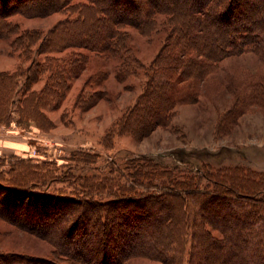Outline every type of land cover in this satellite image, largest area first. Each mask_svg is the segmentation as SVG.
Returning a JSON list of instances; mask_svg holds the SVG:
<instances>
[{
  "label": "trees",
  "instance_id": "obj_1",
  "mask_svg": "<svg viewBox=\"0 0 264 264\" xmlns=\"http://www.w3.org/2000/svg\"><path fill=\"white\" fill-rule=\"evenodd\" d=\"M58 12L67 18L45 34L10 21ZM127 28L142 35L165 30L148 66L132 55ZM9 36L13 53L29 66L0 71V123L18 118L51 127L45 114L62 106L93 55L118 60L119 83L144 71L143 89L116 127L141 139L168 126L177 105L198 102L205 81L228 57L251 53L264 68V0H1L0 40ZM255 75L231 92L235 114L257 103L264 107V77ZM108 76L100 70L91 78L102 86ZM85 88L75 99L82 111L106 96ZM184 158L171 173L151 158H129L135 163L127 181L118 172L113 179L71 177L69 193L51 189L53 180L35 168L19 167L10 183L0 182V192L49 204L14 205L6 221L49 243L53 258L0 254V264H264L261 172L258 180L247 173L244 180L227 172L215 177Z\"/></svg>",
  "mask_w": 264,
  "mask_h": 264
},
{
  "label": "rangeland",
  "instance_id": "obj_2",
  "mask_svg": "<svg viewBox=\"0 0 264 264\" xmlns=\"http://www.w3.org/2000/svg\"><path fill=\"white\" fill-rule=\"evenodd\" d=\"M65 18L66 13L58 12L41 18L15 15L10 21L17 23L21 30L38 29L45 34ZM127 32L132 55L148 66L165 40V30L148 35L133 28H127ZM13 38L0 40V71L11 72L16 64L23 70L29 66L27 59L13 53L10 46ZM117 66L116 59L90 55L87 68L73 81L62 106L45 114L51 120V127L41 128L32 121L18 118L0 123V182L10 183L13 172L20 171L19 167L35 168L44 179L53 180L51 189L58 187L69 193L71 177L96 179L109 176L113 179L118 172L127 181L130 179L129 165L135 163L128 164L127 160L136 158L140 163L141 156L165 166L169 173L179 163V158L185 157L198 168L213 170L215 177L227 172L244 180L247 173V178L251 176L258 180L262 177L264 180V107L257 103L248 106L243 113L235 114L237 108L231 94L242 78L245 81L255 74L264 77L262 62L256 55L247 53L223 60L205 81L198 102L177 105L168 126L155 128L141 139L120 134L116 127L141 93L146 77L143 70H138L119 83L114 76ZM100 70L107 71L109 76L99 87L94 85L91 77ZM85 85V91L90 94L100 89L106 96L82 111L75 105V99ZM17 100L18 95L11 101L13 117L18 116ZM256 172H261V177ZM5 193L0 192V254L7 258L10 255L53 258L49 243L6 221L8 210L14 205L42 209L49 203ZM212 233L219 236L215 230ZM235 243L238 244L239 239L235 238ZM129 264L160 263L132 260Z\"/></svg>",
  "mask_w": 264,
  "mask_h": 264
}]
</instances>
